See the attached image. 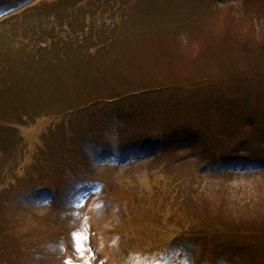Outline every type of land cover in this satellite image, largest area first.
Listing matches in <instances>:
<instances>
[{
  "label": "rangeland",
  "instance_id": "obj_1",
  "mask_svg": "<svg viewBox=\"0 0 264 264\" xmlns=\"http://www.w3.org/2000/svg\"><path fill=\"white\" fill-rule=\"evenodd\" d=\"M175 1L156 5L155 0H111L110 4L115 3L113 7L106 8L100 16L97 12L107 5V0H102L96 10L90 8V0H0V56L8 49L18 51L20 56L19 41L34 32L40 23L37 18L55 16L75 4L80 14L82 10L92 21L104 22L111 30L117 28L123 32L124 23L130 22L127 31L133 33L135 46L151 17L158 14L159 27H168V33L175 32L187 45L191 19L186 12L198 0ZM200 1L213 11L198 15H204L199 17L203 21L209 14L215 16L227 10L234 11L238 17L242 2L246 9L245 0ZM251 2L250 12L257 19L256 13L264 11V0ZM164 19L169 20L167 25ZM210 21L214 20L210 18ZM236 21L239 31L246 33L249 26ZM217 28L216 34L223 35L222 28ZM257 29L259 32L260 27ZM75 58L73 68L68 67L63 74H47V80L36 68L35 58L14 61L15 64H33L28 74V65L20 70L35 79L34 93L51 96L47 97L50 107L40 109L37 118L30 119L28 116L36 117L37 108L34 110L33 97L29 94L30 104H26L24 112L21 110L22 119L13 131L22 140L19 152H6L0 142V212L9 215L4 232L20 228V232L17 230L14 234L21 239L14 240L18 247L13 244L20 251V259L14 262L7 257V261L10 264H246L249 259H259L261 251L251 257L250 251L249 254L244 250H229L223 243L213 260V248L202 246L200 249L197 239L170 225L166 216L172 215V211L166 200L172 197L168 196L172 194L167 189H175L170 183L178 179L195 191L206 178H215L219 183L230 182H226L230 187L228 201H238V204L236 207L227 205L239 210L245 206L242 199H250L257 194L256 187H264V129L261 127L264 124L261 121H264V82L259 81L264 75L263 65L250 63L247 75L251 74L250 79H253L241 83L240 91L233 85L237 81L232 80L234 83L229 82L227 86L224 77L217 78L215 72L211 79L203 78L200 85L191 83L196 87L183 85L185 88L178 96H158L148 93L163 90L147 88L163 81L148 78V66L154 62L149 63L144 55L142 66L136 67L134 85L131 83L136 93L141 94H133L123 101L99 103V128L87 133L81 141L83 165L79 170L66 171L51 183H40L35 178L39 172L32 158L45 141L44 135L61 120L53 121L47 114L64 115L67 109L86 107L90 99L87 93H79V82L82 80L81 85L87 82L73 72L74 68H79L80 61L83 62V55ZM188 75L198 77L194 70ZM123 81V78L109 81L100 91L113 95L109 91L113 86L120 87ZM226 86L230 88L227 90ZM138 87L147 91L139 92ZM114 97L117 96L110 98ZM243 101L251 102L247 105ZM127 104L140 112L144 110L155 121L129 122L127 112L134 116L138 113ZM161 116L164 121L160 120ZM136 117L141 119L139 114ZM170 120L175 121L177 127L172 126L164 134L161 129L166 126L164 122ZM253 122L259 124L260 129H254ZM253 129L258 132L255 134ZM214 137L220 138L217 153L206 147L212 144ZM211 154L216 158L208 162L205 159H210ZM3 229L0 227L1 231ZM4 255L0 245V264H5L1 259Z\"/></svg>",
  "mask_w": 264,
  "mask_h": 264
},
{
  "label": "trees",
  "instance_id": "obj_2",
  "mask_svg": "<svg viewBox=\"0 0 264 264\" xmlns=\"http://www.w3.org/2000/svg\"><path fill=\"white\" fill-rule=\"evenodd\" d=\"M90 2L92 3L90 8L94 10L102 4V0H90ZM155 2L156 5H162L168 0L163 3L156 0ZM245 2L246 9L242 2L238 17L234 15V11L227 10L215 16L209 14L210 16L203 21L199 17L204 15H198L203 11L208 13L213 11L209 9V6L206 7L205 2L196 1L186 12L188 15L190 14L191 19L188 22V24L190 23V33L187 45L182 43L175 32L168 33V27H159L158 14L153 15L149 26H146L147 29L145 28L144 32L141 31L140 37H138L141 40L136 46L133 33L127 31L130 28V22L124 23L123 26L126 30L123 32L117 28L111 30L103 24L104 22L92 21L87 14L82 13V10L80 14L76 9V4L59 11L55 16L46 15L37 18L40 23L37 24L34 32L19 41L21 43L20 56L17 54L18 51L10 49L0 56V142H3L4 149L6 152L20 151L22 140L15 136L13 131L22 119L20 115L25 111L26 104H30L28 103L29 94L33 97L34 110L37 108L34 115L41 112L40 109L44 110L50 107L47 104V97L51 95L33 92L35 79L29 78L27 74L34 65L25 64L29 66L26 74L20 70L26 66L14 62L19 59L26 61V58H35V63L38 65L36 68L41 71V75H45L47 80V76L52 75L53 72L63 74L64 70L67 71L68 67H72L74 63L72 59H76V55H83V62L80 61L79 68H74L73 72L87 82L82 85L80 84L82 80L79 82V93H87L90 99H87L86 107L67 109L64 111V115L55 112L47 114L53 121L61 120L56 128L51 127L44 135L45 141L37 148L32 158L33 165L38 168L39 172L35 178H38L40 183H51L66 171L77 168L79 170L83 165L85 156L82 155L83 144L81 141L87 133L97 131L99 128L97 119V114L101 110L99 103L123 101L133 94H141L134 90L133 78L137 73L136 69L141 67L144 62V55L149 63L150 60L154 62L148 66V78L155 80L160 78L163 81L157 84L152 83L154 87L147 88L163 90V92L148 94L178 96V92L180 93L185 88L182 87L183 85L196 87L191 83L200 85L203 78L211 79V74L215 72L217 78L224 77L227 86L232 80L237 81L238 83L233 85H236V89H239L237 91H240L241 83H249L253 79H250L251 74L247 75L250 63L257 64V66L262 64L264 67V11L261 14L255 12L257 19H254V15L250 12L252 9L251 0H245ZM110 3L111 0H107V5L97 13L101 16L106 8H112L115 3ZM164 17L165 15H163ZM214 17H217V20ZM210 18L214 21H210ZM236 20L246 27L249 26L246 33L239 31ZM168 21L165 20L164 23H169ZM217 26L222 28L220 31L223 32V35L216 34L219 32ZM257 27H260L259 32ZM23 30L24 28L19 30L20 35ZM255 58L258 59L253 61ZM20 62L22 61L20 60ZM192 70L198 75L197 78L188 75ZM260 77L259 81L264 82V75ZM122 78L125 82L123 81L120 87L113 86L109 91L113 95H106L102 93L104 91H100L109 81L116 82ZM56 86L60 87L58 84ZM229 88L227 87V90ZM54 89L58 88L54 87ZM138 89L139 92L147 91L145 88L138 87ZM62 94L59 93V95ZM115 95L117 97L110 98ZM249 102L251 101L242 103ZM118 104L122 106L121 102ZM129 104L127 106L135 114L138 113L141 118L136 117L138 114L134 116L127 112L126 118L129 122L134 123V120L146 123H150V120L155 121L150 115L148 117L144 110L140 112ZM26 114L29 115L28 112ZM245 116L247 119L250 118L249 115ZM28 117L30 119L37 118V115ZM160 120L164 121L165 119L161 116ZM174 122L171 120L164 122L166 126L161 129L164 134L169 132L172 126L177 127ZM169 123L171 126L168 125ZM252 126L254 129H260V125L255 122L252 123ZM261 127L264 129V124ZM254 129L252 132L256 134L258 131ZM164 137L168 142L166 135ZM167 137L170 138L169 134ZM219 140L220 138L214 137L211 145L206 144L207 149L217 153L220 146ZM211 158H216V156L211 154L210 159L206 158L205 160L210 162ZM226 182L230 183L227 180L219 183L215 178H206L204 184L198 186L195 191L183 180L179 181L178 179V182L170 183L175 189L173 190L171 187L167 189L172 194L168 195L172 197L166 200L172 211V215L166 216L167 221L169 220L170 225L179 227L183 234L191 235L197 239L200 249L202 246L208 249L213 248L211 251L213 260V256L218 254L224 243V246L229 250H244L248 253L250 251L251 257L261 251L259 259L255 261L249 259L246 264H264V187H256L257 194L248 200L242 199L245 206L236 210L238 207L235 209L230 205L236 207L238 201H228L227 189L230 187ZM254 200L255 202H251ZM8 217L9 215L4 216L0 212V227L4 228L2 231L0 230V245L5 254V259L2 257L1 259L5 264L9 263L7 257L14 262L21 257L17 248L19 244L14 241L15 239L21 240L19 235L14 234L17 233V230L20 232V228L4 232Z\"/></svg>",
  "mask_w": 264,
  "mask_h": 264
}]
</instances>
